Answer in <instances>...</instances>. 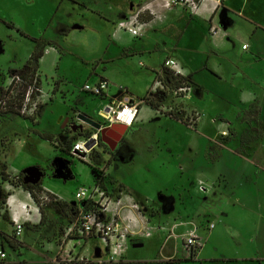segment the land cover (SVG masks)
I'll return each instance as SVG.
<instances>
[{
    "label": "rangeland",
    "instance_id": "374dc122",
    "mask_svg": "<svg viewBox=\"0 0 264 264\" xmlns=\"http://www.w3.org/2000/svg\"><path fill=\"white\" fill-rule=\"evenodd\" d=\"M30 1L0 0V41H3L2 44L0 43V97L6 93L10 78L16 75V70H11V68L23 66L35 48L34 41L23 37L21 33L5 25L2 22L5 20L18 23L24 32L32 34V38L36 36L37 41H43L46 45L45 51L54 48L62 56L52 72L39 70L40 65L36 72H41L43 85L49 82L51 86L49 94L51 90L54 91L52 94L53 104L59 108L65 104L69 105V122L80 128L73 135L70 123L65 127L63 126L64 121H60L57 125L56 113L52 108L45 109L42 124L37 127L34 125L38 115L35 118L23 117L16 113L2 115L4 120L0 121L2 124L0 128V216H9L5 207L4 194L14 188L22 187L18 177H14L9 172V168H3L4 162L8 161L12 167V173H15V166L25 159L40 157L44 161L47 160L48 150H45L43 146L42 137L36 136L38 133H35V129L42 132H52V130L56 132L53 134L52 143L61 152L57 158L67 163L64 176L61 178L55 172V161L51 164L44 163L41 166L46 175L41 185L50 187L59 193V196L65 201L46 190L44 186L42 191L36 189L33 193L40 202L37 216L30 218L29 222L25 223L16 219L24 226L22 240L18 241L15 235L10 236L4 230H0V238L6 242L4 245L10 253L5 264H51L52 260L55 264H72L70 257L65 252L68 244V241L65 240V228L69 224L70 218L54 208L51 197L75 206L76 192L80 188L92 189L95 184L107 188L118 201H122L124 208L122 214L133 209L149 219H154L157 223L159 219L163 220L167 217L190 216L191 218V213H187V210L196 208L195 217L188 222L197 227L203 226L205 222H212L218 230L225 231L224 223L219 222L220 219L216 221L217 218L214 214L205 210L206 206H210L218 200L219 196L216 194L218 186L216 185L217 187L214 188L211 183L200 178L198 174L201 172L207 174L211 166H215L220 170L224 168L225 171L235 176L239 167L235 164L237 162H241V171H249L244 168L243 162L245 161L238 155L244 153L246 143L242 142V139L246 136L245 134L251 137L256 136V132L252 128L254 124L251 123L253 117L251 115L243 116L242 113L236 115L237 111L233 110V107L227 106L224 101L219 100L211 107L210 111H201L202 109L200 110L196 104V98L192 97L191 101L174 96V90L178 87L179 82L174 78L172 80L164 71L162 72L164 80L171 81L169 89L166 88L165 91L151 96L150 93L147 94L150 71L153 70L151 67L160 68L163 55L158 53L152 56L138 55L140 52L157 51L156 47L142 51L138 49V44L150 40L153 30L155 31L163 25L166 12L178 8V6H165L167 0H114L113 4L101 6H95L92 0H83L78 4L81 16L78 20L66 25L63 15L59 11H55L53 13L54 24L49 27L48 35H43L49 22L46 17L50 14L54 3H50V0L47 3L45 0H32L34 4H29ZM202 2L198 0L199 7L195 12L188 6L179 7L184 8L185 13L193 15L199 12ZM218 2L221 3L219 4L221 7L226 0H218ZM152 3L155 5L154 8L151 6ZM227 12L232 14L229 10H225L221 14V21L222 30L231 35V49L223 51L219 55H213L210 64L217 62L219 65L222 64L230 68L232 64L229 62V57L247 63L255 59L253 53L247 54L243 51V44L236 39L239 30L250 39L252 48V38H255L256 43L261 46L257 50L263 51L262 60H264V29H260L253 35L254 31L251 30V26H246L245 19L243 20L237 14L233 15L236 22L229 26ZM137 14L140 15V21L146 25V30L140 39L134 40L133 47L135 49L132 52L123 46L115 45L117 43L114 41V34L120 21L130 15ZM246 14L254 17L256 22L264 27V0L251 2L247 6ZM172 18H175V15L170 17V21ZM75 19H77L76 16ZM180 24L181 28L186 27V24L184 26L182 23ZM200 24L190 25L183 37L178 33L180 31L176 30L166 38L167 41H170L169 44H173L182 37L183 47L178 48L180 56L195 67L201 65L199 59L205 58L204 60H206L208 57V53L206 56L208 47L205 43H200L198 46L195 44L190 46L188 43L191 36L202 42L199 30H203L207 35ZM71 27L77 30L76 34H73L72 30H68ZM83 28H85L84 31H78ZM142 60H144L145 67L142 66L143 64L141 65ZM263 65L261 66L262 71L259 70L260 73L264 71ZM248 67L250 66L245 67V70L248 73L252 72L253 68ZM106 68L118 73L116 78L110 81L107 97H95L83 92L82 89L87 83L95 85L100 82V77ZM261 76L264 77V75ZM198 78L202 86L212 94L229 95L225 93L228 86L220 82L219 77L211 72L202 71ZM157 79L158 77L154 82ZM190 83L194 87L192 81ZM45 88L49 89V87ZM26 89L27 85H24L19 93H24ZM144 98L146 99L145 104L151 111L150 117L148 119L140 117L138 124L132 129L127 128L119 131L123 134V139L117 145L113 142V150L109 146L99 144L96 150L85 156L86 159L80 160L72 155L71 151L76 142L97 132L96 129L78 119L80 113L99 124L107 125L105 119L100 116V112L110 103L111 99L123 103L132 101L141 103ZM262 104L261 106H264V97ZM42 106L44 107V105ZM162 107L167 111L160 112L158 109ZM196 112L201 113L202 120L194 127L192 114ZM219 113L226 114L227 117L217 115ZM178 118L183 121H179ZM222 123H230L228 129L221 126ZM254 123L259 129L256 130L257 134L263 133L264 138V110L260 120L257 119ZM248 124L251 128L248 127ZM224 131L228 132V136L223 135ZM66 147L70 148V152L61 151V148L66 149ZM259 155L264 159V149H261ZM194 164L197 171L194 170ZM252 171L258 172V169ZM223 173L219 175V178L222 177L223 185L225 183L232 184V181L234 184L241 182L238 179H229L226 177V173ZM4 174L9 175L10 179H3ZM201 181L205 184H202ZM240 188L242 195H247V188L244 186H240ZM133 206H138V209ZM30 214H32L31 211H29ZM72 217L76 216L72 215ZM12 224L16 227V222H12ZM1 226L2 223H0ZM93 242L99 243L98 241ZM93 242L87 245L84 255L94 252ZM145 243L148 248L146 247L143 251H149L150 243ZM100 247L101 257L94 255L89 258V261L96 262L107 258L104 246L100 245ZM80 252H82L81 248L76 249V253ZM47 255H51V257L56 255V258L49 259L46 257Z\"/></svg>",
    "mask_w": 264,
    "mask_h": 264
},
{
    "label": "crops",
    "instance_id": "0c3cea01",
    "mask_svg": "<svg viewBox=\"0 0 264 264\" xmlns=\"http://www.w3.org/2000/svg\"><path fill=\"white\" fill-rule=\"evenodd\" d=\"M45 1L46 3L49 2V0ZM81 1L83 0H50V3H54V6H52V10L48 17H46L49 22L43 35H48L49 27L54 24L53 13L55 11H59L63 15V19L66 25L70 22L72 24V21L78 20L81 17L79 15L80 6L78 5ZM253 1L254 0H226L225 4L222 5L223 7H219L218 0H204L200 5L199 12L193 15L185 13V11H183L184 8H180L183 6H178V8L176 7L173 10L166 12V19L162 23L163 25L159 29H156L155 31L153 30L152 38H150V40L142 41L140 45L138 44V49L142 51L150 47L157 48V51L144 53L140 52L141 54L139 53L138 55L143 56L147 54L149 56H152L153 54L157 53L163 55V60L160 63V68L151 67L153 70L150 71V81L147 85V91L157 77L161 76L164 78V75L162 73L164 70V63L166 60L173 58L182 65L186 73L189 75L190 80L194 84L195 90L193 99H197L196 104L200 110L202 109L201 111H210L211 107L216 104V101H224L227 106L233 107V110L237 111L236 115L242 113L243 116L251 115L253 117L251 123L254 124L252 128L256 132V136H248L250 140H248L247 142H244L242 139V142L246 143V146L244 153L238 155V157H242L243 161H245L243 162L245 164L244 168L249 169V171H241V162H237L235 164L236 166L239 165L238 169L240 170H236L235 176H233L232 173L230 174V172L225 171L224 168L222 169L224 171H222L215 166H211L207 174H204L203 172L198 174L200 178H203L205 181L207 180V182L211 183L214 188L218 186V192L216 194L219 196V198L215 201V203H217L206 206L205 210L207 212L210 211V214H214V216L217 218L216 221L220 219L219 222L224 223L226 227L225 231L218 230L217 226L212 222H205L203 226H198L200 234L204 238L206 244L199 252L191 254L184 248L183 238L187 231L192 227V223L188 221L191 220V218L195 217L196 208H189L187 210V213H191V218L190 216L176 218L167 217L163 220L159 219L160 221L158 220L157 223H155L154 219H149L147 216H144L143 214L130 209V211H128V213H124L122 217L128 215L130 218L135 220L137 222V227L135 228V230H146L149 228H153V234L151 237L130 236L129 249L124 255V259L120 264H264V159H262V156L259 155L261 153V149H264V138L263 133L257 134L256 130L259 129L256 128L254 123V121H256L257 119L260 120L264 110V106H261L263 105L262 98L264 97V77H262L261 75H264V71L263 73L259 72V70L262 71L261 66L264 64V60H262L263 51L257 50V48H260L261 46L256 43L255 38H252V48L250 39L239 30V33L236 34V39H238V41L243 44V51L247 54L253 53L252 55L255 59H252V62L247 63L245 61H236L234 59H231L232 57H229V62L232 64V66L229 65L231 66L230 68H227L222 64L219 65L217 62H215L214 64H212V62L210 64V60L213 55H219L221 52L230 51L231 49L232 43L230 42L231 35L229 33H226V31L222 30L218 35L214 36L211 32L212 28L215 26H220L222 28L221 14L224 13L225 10H229V12L232 13H226L227 17H229V19L227 20L229 26H232V24L236 22L233 15L237 14L243 20L245 19V21L247 22L246 26H251V30L254 31L253 35L254 33L256 34L260 29H264L263 26L256 22L254 17L246 14L247 6ZM92 2L95 4V6H101L103 4H113L114 0H92ZM29 4L34 3L31 0ZM151 6L154 8V3H152ZM174 15L175 18H172V20L170 21V17H174ZM75 16L77 17V19H75ZM2 22L5 23V25L11 27L13 30L21 33V35L22 33H24L22 35L23 37L32 40V34L24 32L23 28L19 26L18 23L13 21L8 22L5 20H2ZM180 23H182L183 26L184 24H186V27L184 26L185 28H181ZM193 23H201L200 25L202 26V29H205V32L207 33L206 35L203 30H199L202 37V42H200L201 40L198 38H193V36H191V38L189 37L190 39L188 40L190 46H193V44L198 46L200 43H205L208 47V50L206 52V56L208 53V57L206 60H204L205 58L199 59L201 65L198 67H195L193 64L190 65L185 60H183L178 50V48L180 49L181 47H183V44L181 42L182 37L186 35L189 26ZM69 29L72 30L73 34H76V29L72 27L68 28V30ZM84 30L85 28L78 31L81 32ZM176 30L180 31L177 32L179 34H182V37H180L175 43L169 44L170 41L166 40L167 35H172V33H175ZM138 39L140 38H134L128 33L121 32L117 30V28L115 29L114 41L117 43L115 45L123 46L125 49L133 52L135 49L133 47V42L134 40ZM1 42L3 41H0V43ZM34 42L35 48L30 54L27 62L23 66H19L18 68L13 67L11 68V70H21L28 63L31 56L38 49L39 45H44L46 47L45 43H43V41L41 40ZM244 45L249 46L247 50L244 49ZM199 48L201 49L200 46ZM60 57L62 56H60L56 52V50L52 49L47 55L44 54V56L40 60L39 70H45V72L47 70L52 72L54 70V67L58 65ZM141 65L145 67L144 60L141 61ZM247 66H250L248 68H253V70L251 69L252 72L248 73L245 70V67ZM202 71L211 72L215 76L219 77V81L228 86L225 93H228L229 95L225 96L223 93L221 94V96H218L205 89L198 78ZM117 74L118 73L115 70L109 71V68H106V70L103 71L100 80L104 78L109 82L113 81V79L116 78ZM43 87L45 90V87H49V89L46 90V92L49 93L51 87L49 85V82H47L46 85H43ZM53 93L54 91L51 90V98L46 101L44 107H42L41 111L39 112L37 119L35 120V127L41 126L42 120L45 117L43 113L46 108H52V110L55 111L57 117V125L60 123V121H64L63 126L65 127L67 126V121L68 123H70L68 119V112L70 108L69 105L65 104L63 106H60L61 108L57 107L55 104H53L54 101H52ZM58 94H60V92H58ZM113 100L116 99H111L109 102ZM150 114V108H148L147 105H145V107L143 108L142 105L139 119L140 117L148 119L150 117ZM217 115L227 117L226 114L222 113H219ZM3 116L0 117V121L4 120ZM58 119L59 122H57ZM138 122H136L132 127H127L126 125L124 126L126 128L132 129L135 125L138 124ZM229 124L222 123L221 126H224L226 129H228L227 127H229ZM70 125L72 126L73 123H70ZM1 126L2 124L0 122V128ZM34 131L35 133H38L36 134V136H38L39 133L50 135L56 133L53 130L52 132H42L38 129H35ZM72 131L73 135L74 133L78 132V130ZM41 139L44 142L43 146L45 150H48L46 161L42 160L40 157H30L29 159H25L23 160V162L18 163V165L15 166V173H12V167L11 165H9L8 161L7 163L4 162L3 168H9V172L14 177H16L28 167L38 166L41 168V166H43L42 164H51L55 160L59 159L57 157L60 156L59 154L61 152L57 147L53 145V141L51 142L44 138ZM61 140L64 141L63 138H61ZM111 141L113 143V140ZM215 161L217 162V160ZM226 169L228 168L226 167ZM254 169H258V172L252 171ZM194 170L197 171L195 164ZM222 173H226V177L229 179H238L239 181L241 180V182L239 184H234V182L232 181V184L225 183L223 185L221 183L222 177L219 178V175H221ZM43 186L44 185H42V187ZM240 186H244L247 188V195H242L243 193L240 192ZM44 188L56 195L61 200H64L61 196H59V193L53 191L50 187L44 186ZM7 194L8 199L5 203V207L9 212V216H0V223H2L0 230H4L10 236H14L15 225L12 224V222L15 223L16 219L20 220V222L22 223L29 222L28 220H30V218L32 219L37 216L39 206L33 199L31 193L23 187L14 188ZM234 201L236 203H233ZM29 211H31L32 214L29 215ZM210 224H214L215 228L210 230L208 227V225ZM22 237L18 239V241H21ZM93 241L97 240L92 239L81 247L77 245V248H81L82 250V252L80 253L83 257H85L84 259H86L85 261H82L78 264H97V262H100H87L90 260V257L94 255L97 256V249L101 250V243L99 242V244ZM92 242L94 243V252L90 253V255H84V251H87V249L85 248L89 243ZM145 242L150 243L149 251H143L147 247V244ZM4 243L6 242H4L0 238V246L3 247L8 253L7 247H5ZM72 247V244H67V249H65V252L68 254V256L69 251H71ZM101 253L102 250L100 252V256L97 257H101ZM9 254L10 253H8V258ZM46 257L49 259L54 257L55 259L56 255L53 257H51V255H47ZM7 261L8 259L1 264H5L7 263ZM51 264H55L54 260L51 261Z\"/></svg>",
    "mask_w": 264,
    "mask_h": 264
},
{
    "label": "built area",
    "instance_id": "2783aa9c",
    "mask_svg": "<svg viewBox=\"0 0 264 264\" xmlns=\"http://www.w3.org/2000/svg\"><path fill=\"white\" fill-rule=\"evenodd\" d=\"M204 0H201V2ZM221 4V3H219ZM167 7L173 6H188L195 12L199 3L198 0H167ZM117 30L128 33L134 38H140L144 35L146 25L140 21V15H130L117 25ZM222 31L220 26L212 28L211 32L214 36ZM248 45H244V49H248ZM52 49H46L47 55ZM55 50V49H54ZM164 72L168 71L171 79H176L179 82L178 87L174 90V96L183 100H191L194 94V87L190 83V77L182 67V65L174 60L168 59L164 63ZM6 93L0 97V117L6 113H16L23 117L35 118L42 109V105L51 98V94L46 92L42 84L41 73L35 72L29 78L16 74L10 78L7 83ZM24 85L27 89L20 94L19 90ZM171 81H165L163 77L153 83L147 94L154 95L169 89ZM110 88V82L102 78L99 83L91 85L87 83L82 91L91 94L95 97H106ZM146 99L141 103L134 101L129 103L111 101L101 110L100 116L105 119V124H102V129L113 125H126L132 127L139 120L141 106ZM167 111L164 107L158 109ZM202 120V115L199 112L192 114V125ZM108 122V123H107ZM101 130L88 138H83L76 142L71 151L72 155L80 160L86 159L85 156L99 147V139ZM228 136V132H223ZM205 184V182L201 181ZM204 190V189H203ZM75 200L78 208V214L75 219L65 228V240L73 247L69 251L70 261L74 264L85 261V257L81 253H76L77 245L80 247L88 241L95 239L104 246L107 252V258L97 262V264H120L124 259V255L129 249L130 236H145L151 237L153 228L146 230H135L137 222L128 215L122 217V201L117 200L109 191L99 184H95L92 189L80 188L75 194ZM122 207V208H121ZM138 209V206H133ZM123 218V221H122ZM126 222H125V221ZM16 222L15 238L18 240L23 236V224ZM134 226V227H133ZM209 229L215 228L214 224L208 225ZM204 238L200 234L199 227L192 223V227L187 231L183 238L184 248L191 254L199 252L204 246ZM8 259L7 251L0 246V264ZM90 263V261H87Z\"/></svg>",
    "mask_w": 264,
    "mask_h": 264
},
{
    "label": "trees",
    "instance_id": "16d2710c",
    "mask_svg": "<svg viewBox=\"0 0 264 264\" xmlns=\"http://www.w3.org/2000/svg\"><path fill=\"white\" fill-rule=\"evenodd\" d=\"M23 34L24 33H22V35ZM32 40L33 41H37L35 38H32ZM44 54H45V46L44 45H39L38 46V49L31 56V58L28 61V63L21 70L16 71L15 73L16 74H20L23 77L28 78V76H31L32 74H34L39 69L40 60L44 56ZM166 74L171 77V75L169 74L168 71H166ZM155 106H158V105H155ZM178 120L179 121H183L181 118H178ZM39 135L42 138H44L46 140H49L51 142L53 141V138H54V136L53 135H50V134H41V133H39ZM248 140H250V138L247 135L243 137V141L244 142H247ZM70 142H71V140H70ZM99 143H101V137L99 139ZM61 151H64V152L68 153V152H70V148L69 147H66V149H62L61 148ZM3 178L5 180H9L10 179V176L4 174L3 175ZM19 184L24 189H26L27 191H29L31 193L33 199L39 205L40 202L37 199V196H35L33 192L36 189H39L40 191H42L43 190L42 185L41 184H37V185L25 184L22 179L19 181ZM105 189L107 191H109L107 188H105ZM109 192L111 193V191H109ZM7 199H8V194L6 193V194H4V202L5 203L7 202ZM51 199L53 200V206H54V208H56L58 211H60L63 215H66V216H68L70 218V221L69 222H71V221H73L75 219V218L72 217V215H77L78 214V208L77 207H75V206H73V205H71V204H69L67 202L59 201L55 197H51ZM41 210H43V209L41 208Z\"/></svg>",
    "mask_w": 264,
    "mask_h": 264
},
{
    "label": "water",
    "instance_id": "95a60500",
    "mask_svg": "<svg viewBox=\"0 0 264 264\" xmlns=\"http://www.w3.org/2000/svg\"><path fill=\"white\" fill-rule=\"evenodd\" d=\"M78 119L83 121L84 123H86L87 125L91 126L92 128H94L96 130H101V128H102V124L97 123L96 121H94L93 119H91L90 117H88L84 114L80 113L78 115ZM68 124L69 123L67 121L66 125H68ZM71 128H72V130L77 131L80 127H78L76 125H72ZM124 129H127L124 125H113L112 127L104 128L100 132L101 139L103 142L110 145V147L113 150L114 149L112 147L113 143L111 140H109L108 136L112 137L113 142H115V145H117L123 139V134L120 133L119 131H123ZM55 163H56L55 164L56 165L55 172L57 173V176L61 178L64 176V172H65V169L67 167V163H65L61 159L55 160ZM23 173L28 176L26 182L32 183L33 185L40 184L42 182L43 178L45 177L44 171L38 166L29 167V168L25 169ZM75 206H76V203H75ZM139 246H141V245H139ZM100 252H101V250L97 249V251H96L97 256H100Z\"/></svg>",
    "mask_w": 264,
    "mask_h": 264
},
{
    "label": "flooded vegetation",
    "instance_id": "af4514ba",
    "mask_svg": "<svg viewBox=\"0 0 264 264\" xmlns=\"http://www.w3.org/2000/svg\"><path fill=\"white\" fill-rule=\"evenodd\" d=\"M73 125H76V124H74L73 123ZM106 128H108V126L106 127ZM108 138L110 139V140H113V138L112 137H110V136H108ZM102 146H109L110 147V145H108V144H106L105 142H103L102 141V139H101V143H100ZM111 148V147H110ZM29 168V167H28ZM27 169V168H26ZM42 169V168H41ZM24 171H22L17 177H18V181H20L21 179L23 180V182L25 183V184H30V185H33L32 183H27L26 182V180H27V178H28V176L27 175H25L24 173H23ZM45 173V172H44ZM46 176V175H45ZM45 178V177H44ZM44 178H43V180H44ZM42 180V181H43ZM42 183V182H41ZM40 183V184H41Z\"/></svg>",
    "mask_w": 264,
    "mask_h": 264
}]
</instances>
